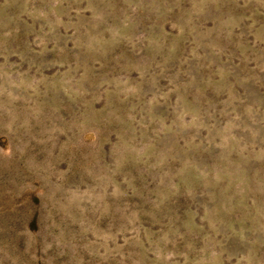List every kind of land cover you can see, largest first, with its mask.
Returning a JSON list of instances; mask_svg holds the SVG:
<instances>
[{
  "label": "rangeland",
  "instance_id": "1",
  "mask_svg": "<svg viewBox=\"0 0 264 264\" xmlns=\"http://www.w3.org/2000/svg\"><path fill=\"white\" fill-rule=\"evenodd\" d=\"M0 264H264V0H0Z\"/></svg>",
  "mask_w": 264,
  "mask_h": 264
}]
</instances>
